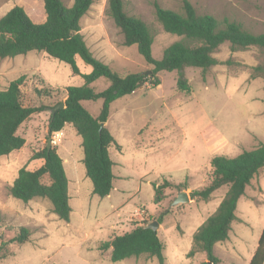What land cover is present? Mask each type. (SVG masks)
I'll return each instance as SVG.
<instances>
[{
  "label": "rangeland",
  "instance_id": "374dc122",
  "mask_svg": "<svg viewBox=\"0 0 264 264\" xmlns=\"http://www.w3.org/2000/svg\"><path fill=\"white\" fill-rule=\"evenodd\" d=\"M63 1L69 7L74 2ZM156 1L164 8L181 11V0H123L128 14L139 17L156 31L153 56L160 60L164 50L179 38L166 33L157 22L153 5ZM190 1L200 13H209L218 19L227 17L242 23L252 33H264V0ZM16 5L23 7L32 20L45 21L42 0H0V18ZM107 7L108 0H96L81 21L82 34L90 50L97 59L123 76L150 75L152 66L139 55L137 46H124V37L108 15ZM214 57L220 64L206 72L198 68L185 69L191 87L189 94L178 90L177 71H162L157 75L158 87L153 88L148 83L112 104L108 127L125 148L122 157L125 163L117 172L127 178L115 181L116 189L111 199L94 197L99 203L88 205L91 215L85 231H91L98 220L104 225L118 218L117 212L108 219L103 218L112 210V203L123 218L126 212L140 207L145 211L140 218L142 223H151L163 214L158 233L164 244L165 264H191L204 259L203 253L188 258L194 236L216 212L229 188L224 186L215 191L209 201L195 199L173 205L181 192L177 185L187 187L182 191L188 194L202 189L210 183L214 156L235 157L264 145V81L250 78L251 67L264 62V53L256 47L232 52L230 44L224 43ZM25 60L24 56L0 59V89H6L12 80L26 75L21 86L22 103L45 109L34 114L20 128L18 133L25 138V146L0 160V244L15 236V229L20 227L17 223L27 225L31 237L23 245H7L5 250L11 255L0 264H159L156 258L148 256L113 262L111 250H100L103 239L108 237L105 232L92 235L84 247H79L78 240L68 232L66 222L59 221L63 227L60 229L56 228L57 224L48 222L45 230L52 233L46 236L44 230L26 218L31 214L28 204L37 206L40 201L25 203L18 200L11 195L10 188L22 167L34 170L42 165V160H33L32 156L41 152L55 136V133L48 135V122L53 108L64 101L66 92L65 88L49 83L82 86L84 79L74 75L69 65L48 57L41 72L45 82L38 74H31L34 70H28V67L34 68V64H16ZM78 62L83 73L91 71L82 60ZM108 86L109 81L105 78L93 84L97 92ZM82 104L92 116L100 115L101 100L83 101ZM63 130L60 131L62 136L57 137L58 144H52L59 154L65 144L76 142L75 138L81 140L72 125L66 126V137ZM112 156L121 159L116 151ZM165 181L172 185L164 189L162 201L155 204V185ZM139 185H142L140 191ZM45 202L52 206L50 201ZM44 215L42 211L41 217ZM236 216L229 239L215 246L220 264H249L258 247L264 229V170L246 188L238 202ZM126 231L129 228L119 233ZM84 236L83 233L82 238Z\"/></svg>",
  "mask_w": 264,
  "mask_h": 264
},
{
  "label": "trees",
  "instance_id": "16d2710c",
  "mask_svg": "<svg viewBox=\"0 0 264 264\" xmlns=\"http://www.w3.org/2000/svg\"><path fill=\"white\" fill-rule=\"evenodd\" d=\"M42 1L46 15L44 22H35L18 5L0 18V59L27 55L33 51L44 52L47 57L69 65L74 75L84 79L82 86L65 89V107L56 111L54 116L51 114L48 135L62 131L67 125L75 128L82 139L83 163L93 183V194L101 199L108 197L113 190L114 162L110 157V149L115 147L121 151V146L107 127L101 128V124L110 118L115 101L134 94L148 83L153 88L158 87L160 80L157 75L162 71H177L178 90L191 93L185 69L198 68L206 72L219 65L214 54L224 43L230 44L232 52L256 47L264 53V33H252L242 23L227 17L218 19L212 14L200 13L190 0H181V11L164 8L156 1L153 5L157 22L166 33L177 36L179 40L164 50L160 60L155 59L153 45L156 31L139 17L128 14L123 0H108L107 13L120 29L124 46H137L139 55L152 66L150 75L143 73L123 76L94 56L82 34L81 21L96 0H74L70 7L63 0ZM79 59L91 67V72L81 71L77 63ZM101 78L108 80L109 86L97 92L93 84ZM250 78L264 81V62L251 67ZM25 80L26 75H21L12 80L6 89H0V160L25 146V138L18 133L20 128L34 114L45 109L27 107L22 103L21 86ZM99 100L102 101V109L100 115L94 117L82 102ZM32 159L42 160V165L34 170L22 167L10 188L11 195L25 203L37 198L46 199L52 204L53 213L60 220L69 222L72 209L68 179L57 148L49 150L46 145ZM211 168L210 183L202 189L191 191L190 199L209 201L215 191L224 186L229 189L216 212L195 234L188 258H196L199 253L205 257L191 264H220L215 246L229 239L233 223L237 220L240 198L264 170V145L235 157L216 155L211 160ZM171 185L169 181L155 185V204L162 201L164 189ZM177 187L180 191L187 190L183 185ZM162 217L163 214L156 219L160 224ZM147 224L149 222L137 225L124 234L113 233L107 241L101 243L100 250H111L113 262L148 256L156 258L159 264H165L164 244L158 232L145 227ZM15 230L11 240L0 244V262L11 255L5 250L7 245H23L30 241L31 232L28 227L21 226ZM249 264H264V229Z\"/></svg>",
  "mask_w": 264,
  "mask_h": 264
},
{
  "label": "crops",
  "instance_id": "0c3cea01",
  "mask_svg": "<svg viewBox=\"0 0 264 264\" xmlns=\"http://www.w3.org/2000/svg\"><path fill=\"white\" fill-rule=\"evenodd\" d=\"M5 15V14H4ZM36 22V21H35ZM26 57L25 61L22 62H16V64H22L23 62L24 64H26V66L28 64L33 65L34 64V68L32 67H28V70H34L33 72H31V74H38L40 77H42V79L47 82L45 76L41 73L42 72V66L43 64H45L46 60L48 59L47 55L44 52H37V51H33L28 53L27 55H21ZM19 57V56H17ZM14 58H7V59H15ZM77 63L79 65V62L77 60ZM59 67V66H58ZM91 72V71H90ZM89 73V72H86ZM28 75V74H27ZM50 85L53 86H57L60 88H67V86L65 85H54V83H49ZM66 100V97L64 99V101ZM63 101V102H64ZM112 109V108H111ZM111 116V115H110ZM109 124V119L108 121L105 123V127H107V129L111 132V134L114 136V138L116 139L117 143L121 146V151H118L115 147H112L110 149V157L112 159V161L114 162V167H113V174H114V181H113V190L111 192V194L106 197L108 199L112 198V193L115 191V181L116 180H123L125 178H127V176L120 174V172L117 170H119L120 166L124 165L125 160H123V156H124V146L122 145V143H120L114 133V131H111L108 127ZM63 135L64 137H66V127L63 130ZM71 137L75 138L74 134L71 133ZM79 136V135H78ZM75 138L76 142H73L71 144H65L63 146V151L61 155V158L63 159V163H64V168H65V172L67 175V179H68V194H69V203L72 209V213H71V219L69 222H66L67 226H68V232L70 234H72L74 236L75 239H77V245H79V247H84L88 241L90 240L92 235H100L102 233H106L108 234L107 239H103L102 242H105L109 239V237L113 234V233H119L120 230H124L125 228H129V231H131L135 226L137 225H141L142 222L140 221V218H142L139 214L138 211L140 210V207L137 208L135 211H129L126 212V216H124L121 213V211L119 209H117V207L112 203L110 206L112 208V210L110 212H107L105 214V216L103 217L104 219H108L109 216L111 214H114V212H117V218L116 220H112L107 224H100V221L98 220L92 227H91V231H85L86 230V226H87V221L89 216L91 215V211L88 209V205L91 206V203L94 202L96 204H98L99 202H97V200H94V197L96 195L93 194V183L92 181L89 179V177L86 174V169H85V165L83 163L84 160V152H83V148H82V139H77ZM114 149V151H116L119 155H121V159H114L112 156V153L114 151H112ZM142 178V177H140ZM15 180V179H14ZM142 185H139V191L141 190ZM124 192V191H123ZM36 201H40L37 206L35 204H28L29 205V210L31 212V214L29 216H27L26 218L32 221V224L35 226H38V228L42 231H45V235L49 236L50 233H52V231L48 232L45 230L46 228H48V222H53L56 225L57 229L63 228L59 221L60 219L57 217V215L55 213H53V208L51 205L47 204L45 202L46 199H41V198H37L34 199ZM32 200V201H34ZM30 201V202H32ZM28 202V203H30ZM16 209H14L15 211ZM44 211L45 215L42 218L41 217V212ZM16 212V211H15ZM56 215V216H55ZM97 215H95L96 218ZM18 222L20 221V218L16 215ZM76 217V220L75 218ZM102 220V219H101ZM16 222V218L14 220ZM58 221V222H57ZM20 227L21 226H27V225H23V224H19L17 223ZM126 231V232H129ZM124 232V233H126ZM84 233V237L82 238V234ZM124 233H119V234H124Z\"/></svg>",
  "mask_w": 264,
  "mask_h": 264
},
{
  "label": "water",
  "instance_id": "95a60500",
  "mask_svg": "<svg viewBox=\"0 0 264 264\" xmlns=\"http://www.w3.org/2000/svg\"><path fill=\"white\" fill-rule=\"evenodd\" d=\"M149 73H152V72L149 71ZM64 107H65V103L62 102L58 106L53 108L52 113H51L52 116L55 115L56 111H58L59 109L64 108ZM103 127H105V123L101 124V128H103ZM51 148H52V139H49L48 140V149L50 150ZM190 200L191 199L189 197V194L187 192H185V191H181L178 194L177 198L174 200L173 205L186 204V203H189ZM160 226H161V224L158 221L155 220V221L147 224L145 227L147 229L153 230L154 232H158L159 229H160Z\"/></svg>",
  "mask_w": 264,
  "mask_h": 264
},
{
  "label": "built area",
  "instance_id": "2783aa9c",
  "mask_svg": "<svg viewBox=\"0 0 264 264\" xmlns=\"http://www.w3.org/2000/svg\"><path fill=\"white\" fill-rule=\"evenodd\" d=\"M60 136H62V132H55V136L52 138V144L57 145L58 142H59L57 137H60ZM138 214L142 217L143 215H145V211L144 210H139Z\"/></svg>",
  "mask_w": 264,
  "mask_h": 264
},
{
  "label": "bare ground",
  "instance_id": "6f19581e",
  "mask_svg": "<svg viewBox=\"0 0 264 264\" xmlns=\"http://www.w3.org/2000/svg\"><path fill=\"white\" fill-rule=\"evenodd\" d=\"M61 135V134H60Z\"/></svg>",
  "mask_w": 264,
  "mask_h": 264
}]
</instances>
